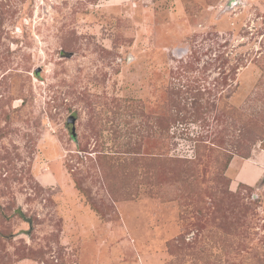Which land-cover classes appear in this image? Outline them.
<instances>
[{"label": "rangeland", "instance_id": "rangeland-1", "mask_svg": "<svg viewBox=\"0 0 264 264\" xmlns=\"http://www.w3.org/2000/svg\"><path fill=\"white\" fill-rule=\"evenodd\" d=\"M0 264H264V0H0Z\"/></svg>", "mask_w": 264, "mask_h": 264}, {"label": "crops", "instance_id": "crops-1", "mask_svg": "<svg viewBox=\"0 0 264 264\" xmlns=\"http://www.w3.org/2000/svg\"><path fill=\"white\" fill-rule=\"evenodd\" d=\"M244 166H246V165H243L242 167H244ZM260 173V172H259ZM263 174H261V176H262ZM245 180L247 181V184H249V185H254V184H256L257 182H258V178L256 177L255 179H249V178H245ZM245 180L243 181L244 183H245ZM254 180V181H253ZM252 182V183H251Z\"/></svg>", "mask_w": 264, "mask_h": 264}, {"label": "water", "instance_id": "water-1", "mask_svg": "<svg viewBox=\"0 0 264 264\" xmlns=\"http://www.w3.org/2000/svg\"><path fill=\"white\" fill-rule=\"evenodd\" d=\"M71 133H72L73 135L75 134L73 128L71 129Z\"/></svg>", "mask_w": 264, "mask_h": 264}]
</instances>
